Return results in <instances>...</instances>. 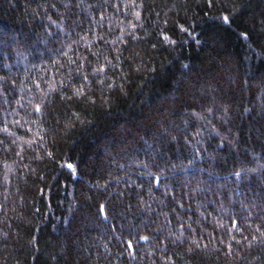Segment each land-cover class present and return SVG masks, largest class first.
Returning a JSON list of instances; mask_svg holds the SVG:
<instances>
[{"label":"trees","instance_id":"obj_1","mask_svg":"<svg viewBox=\"0 0 264 264\" xmlns=\"http://www.w3.org/2000/svg\"><path fill=\"white\" fill-rule=\"evenodd\" d=\"M0 264H264V0H0Z\"/></svg>","mask_w":264,"mask_h":264}]
</instances>
